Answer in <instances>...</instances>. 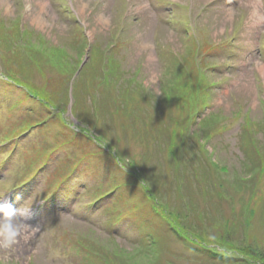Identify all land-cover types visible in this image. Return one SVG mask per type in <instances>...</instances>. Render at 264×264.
<instances>
[{"label": "rangeland", "instance_id": "1", "mask_svg": "<svg viewBox=\"0 0 264 264\" xmlns=\"http://www.w3.org/2000/svg\"><path fill=\"white\" fill-rule=\"evenodd\" d=\"M64 1L31 0L26 9L30 0H0V18L5 21L0 25V74L14 76L6 71L12 64L3 63L10 58L1 48L3 43L15 53L10 60L28 69L16 79L47 87L57 94L64 110L62 116L48 110L36 124L42 127L24 131L16 147L0 144V160L10 157L0 171L3 200L8 199V182L16 174L34 175V192L27 193L28 200L22 202L15 195L16 207L22 210L44 199L40 198L44 190L62 184L49 194L57 197L55 217H48L46 208L36 216H18L20 236L10 249L0 247V264H264V77L258 76V66L264 65L259 56L264 54V44L260 48L264 27L248 13L254 7L259 12L258 0H78L87 7L84 18L90 14L91 19L81 38H76L82 31L72 11L65 16L74 22L75 35L69 27L64 29L59 17L47 14ZM42 3L45 25L40 27L34 19ZM193 26L198 27L197 36ZM35 29L56 32L58 41L44 43L30 32ZM190 31L195 35L189 36ZM76 43L90 50L69 47ZM186 43L192 46L191 54ZM226 53L231 59H224ZM44 56L47 61L40 63ZM177 58L184 65L177 67ZM80 63L82 70L77 73ZM189 63L190 79L185 71ZM75 77L91 79L88 89L94 88L100 103L96 113L88 99L83 104L85 118L93 120L86 126L109 143L113 150L107 152L120 169L112 156L95 155L97 146L89 144L84 134L66 129L73 128L68 91L76 84L68 80ZM2 78L0 143L22 131H16L20 123H35L32 114H25L28 107L40 110L30 94L3 85ZM193 79L203 84L200 89L193 87ZM124 85L133 88L132 98L142 112L149 107L158 110L151 147L164 151L161 157L148 153L145 143L137 141L135 127L128 135L119 118H112L114 90ZM36 89H31L32 94ZM176 89L182 96H173ZM197 104L198 116L192 122L197 132L191 134L182 124ZM142 117L148 118V111ZM44 139L50 141L43 143ZM77 141L82 148H76ZM241 143L257 149L248 152ZM77 149L84 156L81 162L74 157ZM32 164L31 170L25 169ZM90 165L99 171L97 178ZM141 175L154 193L159 192L153 206L143 202L151 195L137 194ZM94 193L99 194L98 202ZM174 227L187 233L185 239L174 234ZM200 228L211 232L210 242L191 236L189 231Z\"/></svg>", "mask_w": 264, "mask_h": 264}, {"label": "bare ground", "instance_id": "2", "mask_svg": "<svg viewBox=\"0 0 264 264\" xmlns=\"http://www.w3.org/2000/svg\"><path fill=\"white\" fill-rule=\"evenodd\" d=\"M33 1V0H32ZM78 0H74V2H72V0H66V1H64V2H61V4H59L60 6H54V7H51V9H50V11H49V13H47L48 15H50L51 17H52V19H54V18H58L59 17V23H61L62 24V26L64 27V29L65 30H67L68 31V27H69V29H70V33H72V34H76V32L73 30L74 29V22H71V21H68L67 20V17L65 16V15H70V11H72L73 13H74V15L77 17V19H75V23H77L78 24V27L81 29V31L82 32H80V35H81V37H82V33H84V37H85V31H87V29H88V23H91V19H90V14H87V17H85L84 18V15H82L83 14V11L84 10H86L87 9V7H83V6H85V5H82V4H84V3H82V2H79V3H76ZM80 3H81V6H79L80 5ZM258 3H259V12L257 11V8L256 7H254V9H253V11L251 12V11H248V13H249V18H251V16H255L256 18H258L259 20H260V22H262V18H261V11H262V8H261V3H260V0H258ZM30 6L32 3H31V0H30V2H28V3H26V5H25V8L27 9V7H28V5ZM48 5H50V3H48ZM62 5V6H61ZM40 6H41V9H40V11H39V13H38V15H37V17H35V21L38 23V26H40V27H43L44 25H45V22L42 20V18H41V14H42V12L44 11V9H45V4L44 3H42V4H40ZM79 6V9L77 8ZM243 9H244V7H243ZM26 12H27V10H26ZM92 12V11H91ZM93 13H94V11H93ZM197 22V21H196ZM0 25L1 26H4L3 25V23L1 24L0 23ZM246 27H248V25L246 26ZM232 28L230 27L229 28V30H231ZM38 29H35L34 31H30L33 35H35V36H37V38L38 39H40V40H42L44 43H46V41L47 40H49V42H53L52 40H57L58 41V37H57V35H56V32H50V33H48V34H44L41 30L40 31H37ZM193 30H195V32H196V36H197V30H198V27L196 26V28L193 26ZM62 31V30H61ZM63 32V31H62ZM227 32V31H226ZM226 32L224 33V34H226ZM260 32H262L263 33V35H261V38H262V40H264V30L262 29ZM188 33V35L190 36L191 34H193V35H195L194 34V31H190V32H187ZM68 36V35H67ZM247 38H250L248 35H247ZM89 41V40H88ZM197 41L199 42L200 41V39L199 38H197ZM89 43H93V41L92 42H90L89 41ZM190 43V42H189ZM189 43H186V48H187V51H188V53L189 54H191V52H192V46H191V44H189ZM56 46H58V45H60L59 44V42H55L54 43ZM264 44V42H261V44H260V48H262L261 46ZM1 45L2 46H5V44H3V43H1ZM84 46H86V48H84V50L86 51V50H90V49H88L89 47L87 46V45H85V44H83L82 46H81V44H79V45H77V43L75 44V46L73 47L72 45H70L69 47L71 48V49H74V48H81V47H84ZM23 49H26L25 48V46H23ZM215 51L217 50V49H214ZM262 50V52H263V49H261ZM162 54H163V52H161ZM259 56L260 57H262V58H264V54H259ZM160 57V56H159ZM47 59H48V57H46V56H44V58L43 57H41V60L42 61H39L40 63H45L46 61H47ZM158 59V58H157ZM44 61V62H43ZM100 61H102V58H100ZM104 63L108 66V68H109V64H110V62H107L105 59H104ZM175 64H176V66L177 67H179L180 65H184V61L183 60H181V59H179V58H177L176 59V61L174 62ZM81 65H82V63H80V65H79V68H78V70H77V73H79V71L80 70H82L81 69ZM106 65H105V67H106ZM185 65H187V67H185V71H186V73H188V76H189V79H190V72H189V70H190V67H191V64L189 63V64H185ZM20 67H22L21 69H24V70H28L27 68H24L23 66H21L20 65ZM105 67H104V69H105ZM217 67V66H216ZM58 68H61V67H59L58 66ZM212 68H215V66L213 65L212 66ZM37 69H41V67H38ZM77 69V68H76ZM141 69V68H140ZM259 69V70H258ZM258 71H260V73L258 72V76H260V74L264 77V65H262V64H260L259 66H258ZM117 70L119 71V66H118V68H117ZM63 71V70H62ZM74 71V70H73ZM89 71H92V67H90L89 68V70H88V72ZM33 72L34 73H36L35 72V70H33ZM75 73H76V71H74ZM231 74L233 73V72H230ZM63 74H64V76H67L68 78H69V73H67V72H65V71H63ZM228 74H226L225 76H227ZM73 78V77H72ZM76 77L74 78V79H71V81L70 80H68L69 82H70V84L73 86L74 84H75V81H76ZM90 80L91 79H89V78H86L85 79V81H87L86 82V85H85V81L83 82V87H80V86H76V91L78 92V93H80V97H82L81 98V100H82V102H83V104H86V100L88 99L89 101H90V103H92V104H94L93 106L94 107H97L98 106V104L100 103V101L99 100H97L96 99V95L95 94H93V93H95L94 92V88L93 89H91V88H89L88 89V83L90 82ZM21 82H24V81H21ZM193 82H194V85H193V87H195L196 85H197V87L200 89L201 87H202V85L203 84H201L200 86L196 83V80H194L193 79ZM31 86L33 87V88H39L40 86H37V85H33V84H31ZM43 87V90L45 91V89H48L47 87H45V86H42ZM193 87L190 89V90H192L193 89ZM127 89H129V91L130 90H132L130 87L129 88H127ZM126 88L125 89H123L122 90V92L125 94V96L126 97H124V98H126L127 100H128V103H130L132 106L135 104V107L134 108H137L138 107V105L136 104V101L132 98V94H134L135 92H133V90H132V92H130V94H129V91L127 90ZM135 90V89H134ZM36 91H39V89H36ZM115 91V90H114ZM136 91V93L137 94H140V91H137V90H135ZM173 93H174V95L173 96H175V95H178V96H182V93L179 91V90H174V91H172ZM171 92V93H172ZM76 94V93H75ZM169 96H171V94L169 95ZM188 95L186 94V97H187ZM127 100H124V101H127ZM139 100H140V98H139ZM159 102L161 103V100H157V104H159ZM136 105H137V107H136ZM198 106H200L199 104H197V107ZM174 110H176V113L178 114L179 113V109H178V107L176 108V109H174ZM262 110H263V112H264V107H262ZM193 115H195L194 116V118L196 117V116H198V113L197 112H194V113H192ZM264 116V115H263ZM152 118V117H151ZM199 118V117H198ZM77 121H79L80 123L81 122H84L81 118H79V117H77V118H75ZM247 123H242L241 125H246ZM244 129H246V127L244 128ZM241 133H242V128L240 129V135H241ZM245 133V132H244ZM247 138L248 139H250V136H249V134L247 135ZM253 143V142H252ZM77 144H78V146L76 147V148H82V145H81V143L80 142H78L77 141ZM98 144H100V145H102V146H104V147H109L110 145H108L107 143H104L103 141H99L98 142ZM254 144V143H253ZM241 145L243 146V147H245L244 149L245 150H247L248 152H251V151H253V150H255V149H257L256 148V146L255 145H249V144H247V143H241ZM75 147V146H74ZM161 149L163 150V146H161ZM96 151V150H95ZM96 154L95 155H97L98 153H97V151L95 152ZM93 156H95L93 153H91ZM186 176V175H185ZM157 194H156V196L159 194V192H156ZM144 204L145 205H147V206H150V203L148 202V201H144ZM173 225H174V222H173ZM182 231H180V232H177V236L179 235V237H181V239H184V236L182 235V233H181ZM190 232V234H191V236H196V237H198L199 238V240L201 241L202 239L203 240H207V241H209L210 242V235H211V232H207V230H205V229H199L198 231H196L195 229H193L192 231H189Z\"/></svg>", "mask_w": 264, "mask_h": 264}, {"label": "trees", "instance_id": "3", "mask_svg": "<svg viewBox=\"0 0 264 264\" xmlns=\"http://www.w3.org/2000/svg\"><path fill=\"white\" fill-rule=\"evenodd\" d=\"M2 48L5 51H7L9 54H12V56L15 55V53L13 54L12 49H10V48H8L6 46H2ZM26 50L27 49H23L22 51H26ZM19 66L20 65L17 64V63L14 65L15 68H19ZM21 68L22 67H20V71H21L20 74L21 75H25L26 73H28L27 72L28 70H24V69H21ZM84 81H85V79L79 81V79L77 78L76 81H75V84H76V86L83 87V82ZM98 81H100V77L98 78ZM25 84L30 86V83L28 81H26V80H25ZM125 88L127 89L129 87L124 85L121 88L115 89V95H114L115 99H113V101L115 103V106H113V109H112V112H113V117L112 118H117L118 117L120 125L123 127V129L126 132H128L134 126H137V128H141V122L139 120V116L140 115H145L146 111L142 112V110L140 109V106L138 104H137L138 107L136 105L137 108H134L135 104L132 106L130 103H128V100L126 98H124V97H126L125 94L122 92V90L125 89ZM131 89L133 90V88H131ZM127 90L129 91V89H127ZM132 90L129 91V94H130V92H132ZM34 92L37 93V94L42 95L44 99L48 100L50 102L49 103L50 106H53L55 108H60V106L62 105V104H58V102H57V101H59V99L57 97V94H53L51 92H47L46 90L44 91L43 89H42L41 92L36 91V90H34ZM73 94H74V97L76 99V105H75L74 113L77 114L79 116V118H81L84 122H86V123H90V121L92 122L93 120H87L85 118V115H84V112H83V109H85V108L83 106V102H82L81 98H80V100L77 103V96L79 98L80 97V93H78L76 91V88H74V86H73ZM64 97H66L65 94L63 95V99H64ZM124 100H127V101H124ZM86 108H87V105H86ZM95 108H96V111H97V107H95ZM183 108H186V107H184V105H182V109ZM86 112H87V110H86ZM91 118H92V114H91ZM112 120H115L116 122H118V120H116V119H112ZM97 121H98V119H97ZM187 122H188V118L182 124V129L185 127V130H186ZM196 132L197 131L195 130L193 134H196ZM176 144H177V141H176V138H175L174 140H172V147H171L172 154H173V148L176 146Z\"/></svg>", "mask_w": 264, "mask_h": 264}, {"label": "clouds", "instance_id": "4", "mask_svg": "<svg viewBox=\"0 0 264 264\" xmlns=\"http://www.w3.org/2000/svg\"><path fill=\"white\" fill-rule=\"evenodd\" d=\"M18 214L19 209L13 203H5L0 197V247L10 249L17 243L21 232Z\"/></svg>", "mask_w": 264, "mask_h": 264}]
</instances>
